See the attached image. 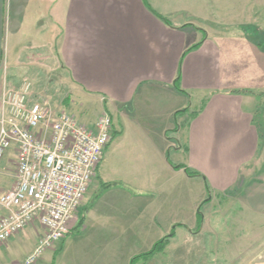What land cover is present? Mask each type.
<instances>
[{"label": "crops", "instance_id": "1", "mask_svg": "<svg viewBox=\"0 0 264 264\" xmlns=\"http://www.w3.org/2000/svg\"><path fill=\"white\" fill-rule=\"evenodd\" d=\"M147 1L0 0V115L5 67L50 50L116 132L81 205L83 225L74 229L75 218L34 264H131L187 228L184 212L236 187L241 240L264 243V0ZM41 231L34 223L12 236L0 264H26Z\"/></svg>", "mask_w": 264, "mask_h": 264}, {"label": "built area", "instance_id": "2", "mask_svg": "<svg viewBox=\"0 0 264 264\" xmlns=\"http://www.w3.org/2000/svg\"><path fill=\"white\" fill-rule=\"evenodd\" d=\"M0 115V163L13 150L15 180L0 193V246L38 223L42 231L26 264L67 237L104 153L113 139L112 116L87 125L32 91L28 79L5 90Z\"/></svg>", "mask_w": 264, "mask_h": 264}, {"label": "rangeland", "instance_id": "3", "mask_svg": "<svg viewBox=\"0 0 264 264\" xmlns=\"http://www.w3.org/2000/svg\"><path fill=\"white\" fill-rule=\"evenodd\" d=\"M25 39L24 45H28L29 36L26 35ZM51 52L33 50L28 53L24 65L5 67L6 89L20 85L27 78L32 83L34 96L48 101L54 107L67 110L87 125L95 123L106 112L102 108V101L78 93L75 85L66 78L56 55ZM68 98L69 104H65ZM262 103L264 104L263 100ZM192 107H196L195 102ZM260 109L264 111V105ZM183 118H180V123ZM262 158L263 162L264 150ZM251 169H254V162ZM14 180L15 160L13 150L10 149L0 163V193L11 189ZM205 197L208 198L207 195ZM240 197L236 187L226 195L216 196L213 203L200 204L204 217L200 229V210H193L189 215L184 212L183 223L188 227L180 229L163 251L137 264H254L257 261L254 258L257 251L264 255V243H246L241 240L238 226ZM80 211L81 207L75 221L81 217ZM25 252L26 249L22 247L19 254L15 253L16 258H23ZM259 261L264 262V259Z\"/></svg>", "mask_w": 264, "mask_h": 264}, {"label": "trees", "instance_id": "4", "mask_svg": "<svg viewBox=\"0 0 264 264\" xmlns=\"http://www.w3.org/2000/svg\"><path fill=\"white\" fill-rule=\"evenodd\" d=\"M144 2H145L147 5H149L147 0H144ZM157 14H158V13H157ZM158 15H159L161 18H163L165 21H167V22L169 21V20H168L166 17H164L163 15H161V14H158ZM199 44H200V43L194 45L192 48H195V47L199 46ZM192 48H190V49H192ZM179 79H180V76L176 79V83L179 82ZM234 92H236V93H254L253 91H250V90H236V91H234ZM258 95H260V94H258ZM65 104H69V98L65 100ZM204 105H205V102L202 104V106H201L197 111H193L191 115H192L193 117H195V116L197 115V113H199V112L202 110V108L204 107ZM187 111H189V107H188V108H185V109H183V110H180V111H178L177 113H181V112L183 113V112H187ZM176 128H177V127H176ZM115 134H116V132L114 133V135H115ZM113 138H114V136H113ZM182 167H185V168L187 169L188 174L191 175V176H201V177L205 178L204 175H203L202 173H200V172H198V171L191 170V169L188 168L186 165L181 164V165L176 166V168H178V169H180V168H182ZM98 168H99V167H98ZM101 185H102L103 188H106V187H109V186H111V185H114V182H103V181H102V182H101ZM206 187H207V190L210 192L211 188H210V186H209L208 183L206 184ZM210 200H211V198H208V199L204 200L203 203L209 202ZM201 205H202V204H201ZM201 205H200V207H199V210H200V212H199V216H200V227H199L198 229L201 228V222H203V220H204L203 213H202V211H201V210H202V209H201ZM84 221H85V215L83 214V215L79 218L78 223H77V225L75 226L74 229L78 230L79 228H81V226L83 225ZM178 225H182V224H178ZM175 236H176V232H175V228H174V229L172 230L171 234L166 235V236H164L163 238H161L160 240H158V241L154 244V246L152 247V249H151L150 251L135 256V257L132 259L131 264H137V262H140V261H142V260L148 259V258L154 256L156 253L163 251V250L165 249V247L168 245L170 239L173 238V237H175ZM143 262H144V261H143Z\"/></svg>", "mask_w": 264, "mask_h": 264}]
</instances>
